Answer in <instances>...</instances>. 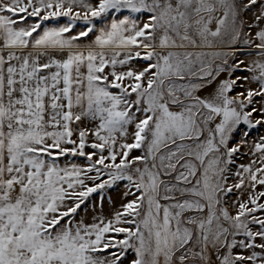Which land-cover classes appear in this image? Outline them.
I'll list each match as a JSON object with an SVG mask.
<instances>
[{"label": "snow or ice", "instance_id": "1", "mask_svg": "<svg viewBox=\"0 0 264 264\" xmlns=\"http://www.w3.org/2000/svg\"><path fill=\"white\" fill-rule=\"evenodd\" d=\"M241 125H264V0H0V264H264Z\"/></svg>", "mask_w": 264, "mask_h": 264}, {"label": "rangeland", "instance_id": "2", "mask_svg": "<svg viewBox=\"0 0 264 264\" xmlns=\"http://www.w3.org/2000/svg\"><path fill=\"white\" fill-rule=\"evenodd\" d=\"M257 9L254 6L253 11L249 12L245 15V19L249 20L250 22V17H252L256 13ZM82 25H78L75 29L74 32H78L81 29ZM85 42H87V38H84ZM231 51H234L237 53L236 59L238 60H244L245 64L249 63L253 59H258V56H253L249 55V53L255 51L254 48H250L248 45H245L243 43H240L236 48L231 49ZM219 63L220 61H216ZM233 63V58L229 57V64ZM243 67V65L241 66ZM250 73L244 72V71H237L233 74V78L235 77H244L248 76ZM228 78V73L224 72L221 73V75L218 77L219 79H227ZM217 82H213L211 85H207L202 91L200 92V95H207L209 92H211L214 87L216 86ZM243 83V87H237L234 91V93H230V95H235V93L243 92L245 88L252 87L256 88L257 85L255 84H248L246 82L238 81V84ZM257 100L259 98H256ZM256 107H260L259 104H256ZM259 118L257 115H253L252 119L255 120ZM248 132L250 133L247 136V143L244 142V136L243 133ZM261 136H264V125H260L255 129L248 128L247 125H241L240 131L233 133L232 139L230 140L229 146H239L241 148V152L238 153L234 159H235V165L231 166L233 169V172L236 171V168L243 164L247 165L249 164L252 160L257 161V165L259 164V154H256L255 156L252 154V145L259 140ZM131 142V141H129ZM138 154L137 152H133V155ZM78 163H83V158H79ZM236 178L233 176L231 179L228 180V184H234L236 183ZM126 182H121L118 185L114 186L112 189H106L104 191V199H103V208L105 214L110 213L114 207H119L121 203L126 202L124 193L126 192V187H125ZM261 189H258V191ZM243 191V194H241L240 191H237L236 189H233V193H231L228 197H225V199L228 201V204L231 205L233 202L240 200H246L247 199V194H248V189L245 188ZM133 197L128 196L127 199L130 200ZM264 202V201H262ZM100 203V196L98 194H93L92 197L89 198V201L86 202V206H82L83 211L80 212L81 216H88L89 218L91 215L94 213L96 210L93 206L96 205V207H99ZM229 211L232 214H235V208L229 207Z\"/></svg>", "mask_w": 264, "mask_h": 264}]
</instances>
